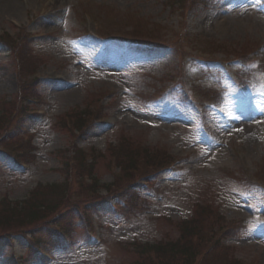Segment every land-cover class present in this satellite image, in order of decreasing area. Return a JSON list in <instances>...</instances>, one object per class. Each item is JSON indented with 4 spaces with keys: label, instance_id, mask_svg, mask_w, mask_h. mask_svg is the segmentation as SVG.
Wrapping results in <instances>:
<instances>
[{
    "label": "rangeland",
    "instance_id": "374dc122",
    "mask_svg": "<svg viewBox=\"0 0 264 264\" xmlns=\"http://www.w3.org/2000/svg\"><path fill=\"white\" fill-rule=\"evenodd\" d=\"M11 1L16 8L0 9V37L16 38L21 34L11 21L26 28L27 34L36 37L32 48L41 60L37 62L38 69L55 68L65 73L71 84L57 86V90L48 83L38 85L45 101V115L28 116L22 123V135L30 136L36 158L27 159L26 170L16 166L12 159L0 158V199L7 196L12 202L23 201L36 185L63 182V159L58 153L67 148L70 138L55 123L74 109L84 111L103 92L109 95H104L106 98L97 106H104L105 116L118 112L120 122L112 129L97 124L77 143L80 148H95L107 158L106 147L124 134L148 147L169 152L179 168L196 162L188 177L161 184L157 198L145 192L150 202L145 215H139L136 209L126 220L116 216L109 206L98 207L92 215L103 226L102 244L90 246L84 242L75 250L58 249L51 264H133L135 256L123 252L122 247L134 242L142 245L177 239L175 222L193 217L198 204L216 209L228 226L235 222L245 228L241 234L236 232L238 238L224 241L233 247L242 264H264V188L251 184L264 179V59L263 73L256 78L254 116L230 129L229 123L244 116V104L221 64L186 59L181 68L177 53H151L141 46H124L115 40H108L105 60L103 43L89 34L117 35L127 22L115 15L109 18L106 13L104 19L94 15L99 24L89 29L83 20L84 11L90 9L84 4H90L124 15L134 14L164 30L167 39L173 38V32L186 29L191 42L203 49L210 44V59L222 62L264 48V0H204V4L183 17L169 12L164 0H65L66 7L55 0ZM6 2L9 0H0L1 6ZM125 48L126 58L122 54ZM238 65L230 66L237 75ZM17 74L12 54L0 43V103L12 101L19 86ZM179 78H184V83L187 78L192 79L188 89L193 91L196 104L215 102L224 116L187 104L179 87L172 90L170 98L159 101L162 92L171 86L168 81L181 82ZM101 79L110 84L104 91L100 89ZM113 85H120L123 94L113 95ZM105 163L100 160L96 168L100 184L112 182ZM243 164L249 166L247 170H243ZM80 227V223L73 225L77 237L81 236ZM25 252L24 239H0V264H16L14 258H24ZM32 264H42V259L35 257Z\"/></svg>",
    "mask_w": 264,
    "mask_h": 264
},
{
    "label": "trees",
    "instance_id": "16d2710c",
    "mask_svg": "<svg viewBox=\"0 0 264 264\" xmlns=\"http://www.w3.org/2000/svg\"><path fill=\"white\" fill-rule=\"evenodd\" d=\"M28 48V44L23 50ZM21 54L24 55V51H21ZM138 155V151L122 149L121 153V162L124 166L128 168H132L134 164L133 157ZM62 195V193H61ZM60 190L56 186H52L50 188H39L36 194V198L30 203L27 204L26 207L21 208L20 205H16L14 208H8L6 212V221L5 222H15L20 223L24 226L34 225L37 221L41 220L45 217L46 213H51L60 203L59 200ZM2 226V225H1ZM7 226V223L3 225ZM175 245H171L174 248ZM156 252L164 257L166 255H162V253ZM168 256L172 257V254H168Z\"/></svg>",
    "mask_w": 264,
    "mask_h": 264
},
{
    "label": "bare ground",
    "instance_id": "6f19581e",
    "mask_svg": "<svg viewBox=\"0 0 264 264\" xmlns=\"http://www.w3.org/2000/svg\"><path fill=\"white\" fill-rule=\"evenodd\" d=\"M1 5H3V3L2 4L0 3V9H3V10H6L5 8H7V10H8L9 7H15V8L17 7L11 0H9V2H6L4 6H1ZM52 88L54 90H57L59 87H57V85H53ZM66 95H68V94H66Z\"/></svg>",
    "mask_w": 264,
    "mask_h": 264
}]
</instances>
